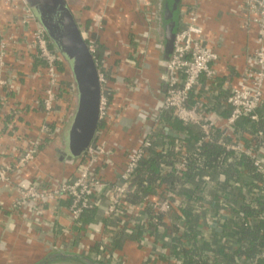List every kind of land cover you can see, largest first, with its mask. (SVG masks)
Returning a JSON list of instances; mask_svg holds the SVG:
<instances>
[{"label": "crops", "instance_id": "obj_1", "mask_svg": "<svg viewBox=\"0 0 264 264\" xmlns=\"http://www.w3.org/2000/svg\"><path fill=\"white\" fill-rule=\"evenodd\" d=\"M67 1L87 41L96 44L102 67L109 75L113 73L108 84L109 131L100 130L97 135L107 149L100 168L112 182L118 178L129 151L136 149L151 131L166 135L160 125L170 127L165 121L155 123L162 114L165 94L160 73L171 55L166 52L167 26L171 24L176 33L182 17L177 13L174 21L164 0ZM180 2L179 14L195 0ZM199 12L205 43L218 54L213 62L217 77L210 80L203 76L190 102L203 106L221 125L231 112L227 97L233 88L246 82L245 72L255 66L254 57L264 48V37L259 35L254 13L243 8V0H199ZM23 17L19 5L0 3V50L4 58L0 75L7 82L0 107V163L14 161L39 135L42 124L49 121L54 136L44 142L34 162L24 166L20 174L42 188L56 187L76 175L77 160L62 161L55 150L75 107L74 88L69 67L62 61L64 87L58 111L46 118L42 107L48 84L44 62L33 46L35 26L25 24ZM259 115L255 122L264 121V97ZM238 127V135L248 146L264 144L258 138H264L263 129L248 124ZM164 142L171 143L168 139ZM239 170L234 179L224 174L197 179L201 183L197 197L192 192L196 186L190 174L183 188L171 184L174 207L159 223L150 220L149 206L135 207L136 213L131 216L109 214L105 195L95 200L96 214L74 222L65 197L20 202L16 187L0 184V264H40L43 258L54 255L61 257L46 264H108L98 258L104 243L123 255L109 264H182L184 250L194 247L204 254L209 251V255L219 247L225 254L241 245L236 238L237 211L242 201L246 204L254 197L248 190L244 191L247 199L236 190L229 191L228 187H238L242 180L253 185L256 182L244 168ZM153 190L146 197L162 199L157 189ZM129 197L127 202L133 206L141 202H129ZM191 219L196 222L193 224Z\"/></svg>", "mask_w": 264, "mask_h": 264}, {"label": "built area", "instance_id": "obj_2", "mask_svg": "<svg viewBox=\"0 0 264 264\" xmlns=\"http://www.w3.org/2000/svg\"><path fill=\"white\" fill-rule=\"evenodd\" d=\"M10 5H19L24 12L23 22L27 25H34L33 46L37 49L38 57L44 62L45 73L47 77V87L45 89L42 107L46 118L52 116L58 111L57 104L64 87V80L61 77L60 66L63 61L60 53L48 39L44 29L36 20L34 13L27 0H0ZM243 8L255 15V22L258 25L259 35L264 37V0H243ZM201 14L199 12V0L182 12L179 31L176 32L173 51L166 63L165 70L160 73L165 94L161 103V113L164 110L173 109L175 117L187 126L199 125L202 131V138L196 142L201 146L204 142L211 141L216 129L222 132L220 143L228 150L237 155L245 154L253 158L254 165L261 173L264 180V144L259 147L248 146L244 143L237 131V121L247 117L252 121L260 119L259 108L264 97V48H260L254 57L252 68L245 72L246 83H240L232 89L227 97V102L231 106V112L227 117L225 124L218 125L212 119L203 106L200 104H191L190 99L196 88L199 87L201 78L215 79L217 72L213 67V62L217 60L218 54L206 45L203 37V27L200 23ZM80 27V26H79ZM81 29V28H80ZM85 37L84 31L81 29ZM93 44V45H92ZM89 43L90 50L93 53L99 70V80L101 83L100 100V124L95 137L87 149L85 155L77 160L76 175L72 180H64L56 187L42 188L39 183L21 177L22 168L34 162L40 148L44 142L54 136V128L49 121H45L40 127L39 135L32 138L24 147L22 153L11 162L0 163V184L6 188L16 187L19 192V201L27 200L39 203L40 201L52 198H69V212L74 222L80 219L82 213L88 209L98 196L105 195L108 200L107 211L109 214L119 216H131L136 213L135 207L143 209L145 206L151 208L150 220L159 223L160 215H165L174 207L173 194L167 190L162 199L144 197L139 205L133 206L127 202L136 186L130 182L131 176L138 168L141 160L146 156V148L155 143L153 132L147 134L141 144L134 150L126 154V162L122 169H119L118 182L112 185L101 171V158L107 155L106 144L97 140V135L106 129H101L110 116V88L108 86L112 77L106 69L103 68V61L100 59L96 44ZM3 52L0 50V71L4 65ZM7 82L0 75V107L3 102V87ZM160 116L156 118L155 123L160 125ZM110 126V124L108 125ZM101 130V131H100ZM261 137V136H259ZM258 137V138H259ZM260 140V139H259ZM180 152L182 147H176ZM164 151L169 150V145L164 144ZM189 150H183V156H188ZM186 160L183 159L178 165L177 170L186 169ZM167 172L168 168H163ZM126 200V202H125ZM103 251L98 254L101 262L112 263L119 260L121 254L112 251L111 247L104 243ZM114 254V255H112Z\"/></svg>", "mask_w": 264, "mask_h": 264}, {"label": "trees", "instance_id": "obj_3", "mask_svg": "<svg viewBox=\"0 0 264 264\" xmlns=\"http://www.w3.org/2000/svg\"><path fill=\"white\" fill-rule=\"evenodd\" d=\"M164 3L168 4V9H171L174 21H177V13L178 17H182V13L180 12L179 14L180 1L175 4L174 0H164ZM179 25L175 28L176 32L181 27ZM173 111V109L164 110L160 115V121L170 124V127L181 134V136L174 138L159 134L158 132L152 133L155 143L146 148V156L141 160L138 168L131 176L130 182L136 188L130 195L129 202L136 203L137 201H142L143 197L150 196L153 193V188L157 189L158 196L161 197L164 196L167 190L172 189L171 184L175 183L177 186L181 184L179 187L183 188L182 186L186 182L188 174L191 175V180L196 186V190L192 192L197 197L201 187V183L197 179L201 180L205 176L216 178V175L219 176L220 174H224L226 178L234 179L237 178L239 169L244 168L256 181L255 184L253 185L242 180L240 186L228 187L231 192L234 190L238 191L239 196H242V198L247 199V195L244 193L245 190L252 192L254 196L250 201H246V204H243L244 202L242 201L241 207L237 211L238 221L236 225L238 230L236 238L240 241L241 245L237 249H230V252H226L225 254H223L224 250L218 247V249L210 252L212 255H209V251L204 254V252L202 253V249L196 247L187 248L184 250L185 256L182 264H217L222 260L227 262V264H264V180L261 173L256 169L253 158L245 154L237 155L232 151H228L219 141L222 135L220 129L215 130L211 141L204 142L201 146H198L196 142L202 138L200 126H187L183 124L175 117ZM241 124H248L255 126L257 130H264V121L255 122L250 118L244 117L237 121V129ZM101 128L109 131V126L106 127L105 123L101 125ZM167 139L171 143H169V150L164 151L162 147L165 144L164 140ZM259 139L261 142H264V138L259 137ZM178 145L182 147L180 152L176 148ZM187 149L189 152L188 156L185 157L183 156V150L186 151ZM183 159L187 161L186 169L183 171L177 170V165ZM166 167L168 168L167 172H163V168ZM111 181L113 182L111 183L112 185L118 182L117 179ZM66 199L70 203V199ZM92 214H96L95 204L86 209L80 216V219ZM161 218H164V216L160 215V220ZM195 222V219H193L192 223L194 224ZM112 251L117 252L118 249L115 248ZM60 257L54 255L43 258L40 264L49 263L55 258L59 259Z\"/></svg>", "mask_w": 264, "mask_h": 264}, {"label": "water", "instance_id": "obj_4", "mask_svg": "<svg viewBox=\"0 0 264 264\" xmlns=\"http://www.w3.org/2000/svg\"><path fill=\"white\" fill-rule=\"evenodd\" d=\"M180 0H174L175 4ZM48 39L68 65L74 108L57 140L56 153L62 161L79 160L91 145L100 124L101 83L98 65L89 42L67 0H27ZM170 18V12L167 13ZM173 23V22H172ZM166 52L172 53L176 33L167 26ZM162 133L177 137L176 130L160 125Z\"/></svg>", "mask_w": 264, "mask_h": 264}, {"label": "rangeland", "instance_id": "obj_5", "mask_svg": "<svg viewBox=\"0 0 264 264\" xmlns=\"http://www.w3.org/2000/svg\"><path fill=\"white\" fill-rule=\"evenodd\" d=\"M93 45V44H92Z\"/></svg>", "mask_w": 264, "mask_h": 264}]
</instances>
